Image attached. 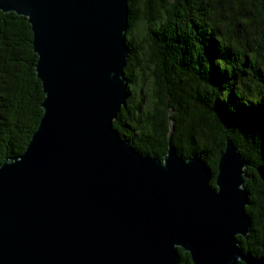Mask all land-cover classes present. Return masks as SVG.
Segmentation results:
<instances>
[{
    "label": "water",
    "instance_id": "95a60500",
    "mask_svg": "<svg viewBox=\"0 0 264 264\" xmlns=\"http://www.w3.org/2000/svg\"><path fill=\"white\" fill-rule=\"evenodd\" d=\"M131 0H0L27 18L43 116L25 152L0 165V264H264L241 249L252 221L249 162L234 142L213 173L179 156L169 109L164 159L114 129ZM264 183V166L257 168Z\"/></svg>",
    "mask_w": 264,
    "mask_h": 264
},
{
    "label": "trees",
    "instance_id": "16d2710c",
    "mask_svg": "<svg viewBox=\"0 0 264 264\" xmlns=\"http://www.w3.org/2000/svg\"><path fill=\"white\" fill-rule=\"evenodd\" d=\"M124 75L130 97L113 127L143 155L164 159L169 109L179 156L213 173L228 139L249 162L252 221L241 249L264 258V0H131ZM26 17L0 11V165L25 152L45 98ZM139 88L137 98L133 91ZM180 264H193L178 250ZM245 264V263H240Z\"/></svg>",
    "mask_w": 264,
    "mask_h": 264
},
{
    "label": "rangeland",
    "instance_id": "374dc122",
    "mask_svg": "<svg viewBox=\"0 0 264 264\" xmlns=\"http://www.w3.org/2000/svg\"><path fill=\"white\" fill-rule=\"evenodd\" d=\"M138 92H139V88H136V89L133 91V96H132L133 99H134V98H135V99L137 98V95H139Z\"/></svg>",
    "mask_w": 264,
    "mask_h": 264
}]
</instances>
